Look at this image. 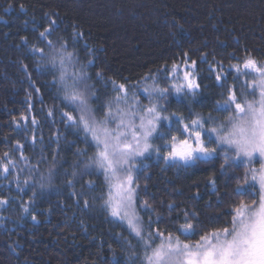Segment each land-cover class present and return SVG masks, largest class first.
Masks as SVG:
<instances>
[{
	"label": "trees",
	"instance_id": "obj_1",
	"mask_svg": "<svg viewBox=\"0 0 264 264\" xmlns=\"http://www.w3.org/2000/svg\"><path fill=\"white\" fill-rule=\"evenodd\" d=\"M46 28L52 29L47 38L40 37ZM74 31L83 33L75 46L81 63L95 61L87 69L89 83L98 89L92 107L116 95L112 81L128 85L131 97V86L144 87L140 78L149 71L175 64L183 76L196 61L199 89L194 96L172 93L163 101L165 115L211 113L220 122L228 114L214 111L213 105L233 83L229 66L248 56L264 62V0H0V162H15L9 173L0 170V200L7 201L0 204V264H125V241L136 245L127 225L102 207L103 175L84 172L94 148L83 142L82 132L66 127L61 115L71 109L58 98L52 73L37 67L41 55L34 49L49 54L48 41L58 47L64 39L72 51ZM220 64L231 72L223 88L209 71L210 65ZM97 72L102 73L99 81ZM167 77L168 72H160L161 81ZM225 154L221 150L211 160L187 165L166 164L163 152L145 159L137 184L138 204L147 200L154 209L139 213L146 231L149 217H159L153 230L174 231L185 222V212L195 214L198 229L230 220L224 213L248 199L234 191L246 166H229ZM216 216L219 221L210 223ZM199 234L190 239L198 240Z\"/></svg>",
	"mask_w": 264,
	"mask_h": 264
},
{
	"label": "snow or ice",
	"instance_id": "obj_2",
	"mask_svg": "<svg viewBox=\"0 0 264 264\" xmlns=\"http://www.w3.org/2000/svg\"><path fill=\"white\" fill-rule=\"evenodd\" d=\"M51 30L46 28L40 37L47 38ZM82 38L83 33L73 32L72 51L64 39L57 41L58 47L49 40L47 46L52 49L49 54L44 49H34L41 55L37 67L52 73L58 98L64 107L71 109L61 115L66 127L75 128L77 134L82 132L83 142L94 148L85 161L84 172L92 174L95 170L97 175H103L104 188L99 197L102 207L110 217L126 224L130 237L136 241L135 246L125 241L129 248L125 253V264H264V62L248 56L242 63L229 66L235 73L233 83L213 105L214 111L228 114L220 122L211 113L207 117L192 112L187 117L176 112L165 115L167 107L163 101H167L172 93L194 96L199 89L196 61H192L191 68L185 67L182 77L175 64L170 70L149 71L140 78L145 84L142 89L131 86V97L128 85H117L112 81V91L116 95L102 106L92 107L98 89L89 83L92 76L87 69L94 66L95 61L86 59L81 63L75 46ZM82 48L87 49V45ZM86 55L92 56V50L87 49ZM161 71L168 72L163 81L159 79ZM209 71L216 73L215 79L222 88L231 74L222 64L210 65ZM241 78L243 81L238 90L237 82ZM96 79L101 80L102 73L97 72ZM141 92L147 103L141 102ZM101 108L102 115L98 118L96 113ZM49 115H53L52 110ZM32 123L35 125L37 121L33 119ZM221 150L226 153L225 163L229 166H246L243 180L237 178L234 191L248 199L234 204L230 212L224 213L231 217L230 220L210 230L202 229V226L198 229L192 222L195 214L185 212V222L174 231L159 227L153 230L151 225L158 223L159 217L157 221L149 217L146 231L139 213L154 209L147 200L138 204L137 174L146 167L144 160L153 153L160 156L163 152L166 164L181 161L187 165L211 160ZM229 152L234 153V157L228 156ZM77 154L86 155V152ZM8 155V152L3 154L5 159ZM20 159L25 158L21 155ZM14 163L11 159L0 162L2 174L9 173V166ZM254 164L259 167H249ZM224 167L222 164L221 168ZM6 202L0 200V204ZM172 207L170 204L169 210ZM218 221L219 216H216L209 222ZM201 230L203 234H199ZM197 234L199 239L193 242L190 238ZM137 246L141 252L136 250Z\"/></svg>",
	"mask_w": 264,
	"mask_h": 264
},
{
	"label": "rangeland",
	"instance_id": "obj_3",
	"mask_svg": "<svg viewBox=\"0 0 264 264\" xmlns=\"http://www.w3.org/2000/svg\"><path fill=\"white\" fill-rule=\"evenodd\" d=\"M182 77V76H181ZM143 87H141L140 89H142ZM143 100V94H142V92H141V101ZM144 103H147V100H144ZM176 162H178V161H176ZM181 162V161H180Z\"/></svg>",
	"mask_w": 264,
	"mask_h": 264
}]
</instances>
